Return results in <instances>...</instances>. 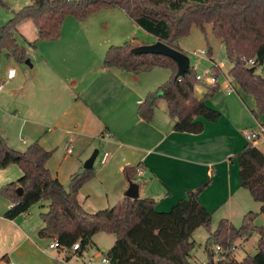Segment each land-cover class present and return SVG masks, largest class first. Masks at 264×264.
<instances>
[{"label":"trees","instance_id":"obj_1","mask_svg":"<svg viewBox=\"0 0 264 264\" xmlns=\"http://www.w3.org/2000/svg\"><path fill=\"white\" fill-rule=\"evenodd\" d=\"M111 8L122 10L138 27L181 52L178 41L187 37L193 27L206 34V27L211 26L213 36L224 44L232 63L229 76L245 94L255 98L257 110L253 114L264 115V78L258 73L264 65V0H32L0 28V55L9 51L18 64L25 63L27 51L13 36L25 21L34 24L38 40L54 41L60 38L66 18L84 21L102 9ZM141 45L134 40L122 46H111L104 59L106 68L136 76L156 68L171 71L170 79L141 103V119L151 122L163 100L174 120L175 132L199 135L205 130L204 121H220L221 113L210 108L205 99L195 96V88L201 82L197 80L194 68L191 67L185 77L177 78L178 67L174 60L162 55L135 54L133 50ZM207 45V54L211 57L212 48L209 43ZM251 60L255 61L254 65L249 64ZM218 68L215 65L211 70L216 79ZM217 90L218 85L211 87L207 96L215 95ZM52 155L53 152L45 150L39 142L25 152L16 151L0 133V170L18 165L23 173L17 181L0 188V196L12 203L5 219L13 221L28 213L35 204L48 202L47 211L41 214L45 227L39 235L57 240L62 249L68 251L67 262L73 256H82L94 245V237L104 233L116 238L114 246L105 254L110 264H191L194 232L200 227L209 229L212 223L211 212L200 200L209 182L188 190L186 198L169 212L157 211L153 199L125 198L112 208L90 214L79 203L78 195L94 178V169L73 174L69 190H66L47 167ZM236 160L241 186L260 204V213L264 214V153L253 143H248ZM141 170L126 166L123 172L130 183ZM19 189L23 190L21 196L17 193ZM257 215L254 212L246 214L239 229L228 220H221L207 242L208 264H264V227L254 225ZM254 231L259 233L258 251L254 256L238 261L232 256L233 251L226 253L235 248L236 241L249 240ZM212 241L216 248L222 249L219 254L224 255L218 263L215 259L219 254L209 247ZM77 244L80 250L73 252L72 248ZM6 260V257L2 259Z\"/></svg>","mask_w":264,"mask_h":264},{"label":"crops","instance_id":"obj_2","mask_svg":"<svg viewBox=\"0 0 264 264\" xmlns=\"http://www.w3.org/2000/svg\"><path fill=\"white\" fill-rule=\"evenodd\" d=\"M66 21L59 39L42 41L46 44H42L41 48L35 47V53L39 54L34 55L30 70L23 69L21 83L18 81V69L15 78L7 81L8 71L15 67L0 60V83L7 81L8 85L18 88L11 91L14 95L11 102L1 101L0 98V133L9 147L17 149L16 151L25 152L32 144L39 142L45 150L53 152L47 167L52 176L63 185L70 181L73 174L84 169V163L97 149V145L107 147L111 153L108 152L110 158L105 165L114 159L122 172L126 166L141 168V176L163 186L161 195L156 196L165 197L162 200L164 207L157 211L169 212L184 199L182 192L194 188L200 179L193 169L192 159L195 158L196 151L185 146L196 135L173 131L174 120L169 116L166 104L161 106V110L158 104L151 122L141 119V103L149 93L157 90L154 80L104 66L105 55L111 44L104 26L91 21L76 20L65 24ZM23 23L18 26L17 31L19 28L21 30ZM157 41L155 38L151 44ZM178 45L186 52L187 47L182 41ZM200 54L204 55L205 52L193 53L196 57ZM210 58L213 60V52ZM6 60L10 58L7 57ZM261 69L258 73L264 78V65ZM209 72L206 70L203 74ZM216 80L218 83V79ZM225 86L236 90L239 99L249 110H257L255 98H249L230 76L226 77ZM3 92L5 91H0ZM207 93V86H203V89L200 86L195 88V94L201 100L207 97ZM247 99L249 102L254 101L255 107L251 108ZM209 107L214 109L212 105ZM2 108H7V111ZM11 110H14L12 115ZM222 117L221 113V119ZM204 123L205 132L206 123L209 122ZM19 133L21 139L17 141ZM106 133L112 137L101 139L102 134ZM254 145L260 150L258 142ZM69 146L73 147L71 155L66 152ZM59 155L63 156L61 160L58 159ZM230 160L233 162V158ZM210 172V169L207 170V175ZM12 182L14 181L9 180L5 174H0V188ZM166 184L176 189L174 197ZM138 185L140 199H150L147 197V187L140 183ZM122 188L124 197L118 203L126 198L129 182L122 184ZM87 202V199L79 200L85 211ZM11 207V201L0 196V234L4 231L16 233L24 238L23 242L32 239L34 233L21 216L13 221L4 218ZM86 212L93 214L92 211ZM44 227L43 224L40 231ZM20 246L21 244L14 248V251H18ZM4 257L7 258L5 262L1 261ZM2 259L0 264L11 261L8 255H4Z\"/></svg>","mask_w":264,"mask_h":264},{"label":"rangeland","instance_id":"obj_3","mask_svg":"<svg viewBox=\"0 0 264 264\" xmlns=\"http://www.w3.org/2000/svg\"><path fill=\"white\" fill-rule=\"evenodd\" d=\"M31 3L32 0H0V28L5 26L14 17L15 12L20 11ZM66 20L65 24H68L77 19L68 17ZM84 21H91L104 26L103 28L107 31L111 43L109 47L122 46L126 42L134 40L140 43L151 44V41L155 39L153 35L138 27L133 19L117 8L102 9ZM36 30L31 21H26L23 23L21 30L19 28L18 31L13 32L17 43L27 51V60L24 64H18L9 51H3L0 55V60H5V63L19 70L20 77L18 81L20 83L23 69H31L32 59L36 54L34 46L41 48L42 44H46L38 40V31ZM180 41L187 47L184 53L189 56L191 67L194 68L197 75H202L206 70L211 72L215 64L221 67L217 69L219 71L217 78L219 83L218 90L215 95L207 96L205 102L208 106L212 105L215 110L220 111L223 117L218 124L206 123L207 131L202 135H196L191 143L187 142L185 144L189 150L196 151V156L192 159L194 162L193 169L196 174H199L200 179L194 188L182 192L183 198H186L188 190H195L209 182L201 194L200 200L212 214L210 228L200 227L193 234L192 241L195 242V248L191 252L190 263L208 264L210 259L206 251L207 242L210 233L218 229L221 220L227 219L235 228L239 229L243 225L244 216L249 212H254L258 214L254 225L258 228L264 227V214L260 213V204L256 203L249 191L241 186L240 169L236 160V156L243 150L245 145H248L243 135L244 132L260 131L263 129L264 115L258 114V116H255L252 110H249L239 99L238 92L231 87L227 88L225 86L226 77H229V71L232 69V63L228 59L224 44L213 36L211 26L206 27V34L199 28L193 27L190 34L179 40L178 43ZM207 41L212 48L213 60L207 54ZM194 52H205V54H200L196 57L193 55ZM7 57L10 60H6ZM259 70L261 71L262 69L260 68ZM141 76V78L153 79L154 87L158 89L170 79L171 71L156 68L151 72L141 74ZM198 86L202 89L203 86H207L208 89L211 88L204 81ZM12 89L18 90L14 85L7 84L5 86L3 90L5 92L0 93L1 101L6 100L11 102L13 100ZM195 96L199 99L196 94ZM247 96L251 97V95ZM247 100L249 102V99ZM249 103L251 108L255 107L254 101L251 100ZM163 104L165 103L161 100L158 107L160 110ZM2 109L7 111V108ZM13 112L14 110H11V115ZM20 139L21 135L19 133L17 141H20ZM257 142L259 143L260 150L264 152V133L261 134ZM97 149H99L101 154L110 152L109 148L102 147L101 145H97ZM62 157V155H59L58 159L61 160ZM231 158H233V162L230 160ZM185 166L189 167L188 165ZM93 169L94 178L82 187L78 198L82 201L87 199L88 202L84 208L86 211L94 213L115 206L124 197L122 184H126L128 180L124 172L120 171L118 166H116L114 159L104 166L96 160ZM139 169L141 170V168ZM209 169L211 172L210 175H207V170ZM0 174H5L9 180L13 181L23 175L18 165H11L4 170H0ZM132 182L146 186L148 191L147 197H150V199H153L157 203L156 210L163 209L162 200H165V197L157 198L158 196H156L161 195L163 186L160 187L155 182L153 183L150 179L139 174L135 176ZM166 185L172 190V197H174V194L177 193L176 189H172L169 184ZM69 186L70 181L64 185L66 190H69ZM47 205L48 202L42 201L35 204L28 213L21 215L34 233L32 239L23 242L24 238L18 236L16 233L10 232L9 234V232L4 231L2 235L0 234V260L4 255H8L11 259L10 262L14 264H88L87 261L92 255L97 253L105 255L114 246L116 241L114 235L100 233L94 237V245L89 247L82 256H73L67 262V250L49 249L54 240L43 238L39 235L41 226L43 225L41 214L47 211ZM258 241L259 233L257 231L253 232L249 240L242 239L236 241L235 250L231 253L232 256L238 261H242L249 256H254L258 251ZM20 244V249L15 252L14 248ZM209 247L211 250H216L214 241L211 242ZM3 251L6 252L4 253ZM44 251H47V254H44ZM223 257L224 255L220 254L217 256V258Z\"/></svg>","mask_w":264,"mask_h":264},{"label":"water","instance_id":"obj_4","mask_svg":"<svg viewBox=\"0 0 264 264\" xmlns=\"http://www.w3.org/2000/svg\"><path fill=\"white\" fill-rule=\"evenodd\" d=\"M133 52L137 55H162L171 58L176 62L178 67V72L176 74L177 78L185 77L190 72L191 60L189 56L184 52L172 48L161 41H157L154 44L138 46L133 50ZM99 153V149L94 150L90 158L84 163V170H91L94 168ZM17 193L21 196L23 194V190L19 189ZM125 196L131 200L140 199L139 185L137 183L130 182Z\"/></svg>","mask_w":264,"mask_h":264},{"label":"built area","instance_id":"obj_5","mask_svg":"<svg viewBox=\"0 0 264 264\" xmlns=\"http://www.w3.org/2000/svg\"><path fill=\"white\" fill-rule=\"evenodd\" d=\"M249 64L254 65L255 61L251 60L249 62ZM16 73H17L16 69H10L8 71V74H7V81L15 78ZM197 80L200 82L204 81L206 84H208L211 87H216L218 85L216 78L213 75H211L210 72L203 74V75H197ZM7 81H3L0 83V91L4 90V88L7 84ZM262 133H264V129H261L260 131H245L244 137L248 143L255 144L259 140ZM111 137H112L111 134L106 133V134H102L101 139L111 138ZM66 152L68 155H71L73 153V147L69 146L67 148ZM109 158H110V154L108 152H104L103 154L99 153L97 160L99 159L101 165H105L108 162ZM139 174L140 175L143 174L142 170L139 171ZM49 249H51V250H63L62 247L60 246L59 242L55 239H54V243L49 246ZM79 250H80V248H79L78 244L72 248L73 252H77ZM234 250H235V248L229 249V251H227L226 253H230ZM221 251H222V249L220 247L216 248V254H219ZM222 259L223 258H217L216 257L215 262L218 263ZM87 263L88 264H110V261L106 257V255L101 254V253H97V254L92 255L90 257V259L87 261ZM8 264H14V263L8 262Z\"/></svg>","mask_w":264,"mask_h":264}]
</instances>
